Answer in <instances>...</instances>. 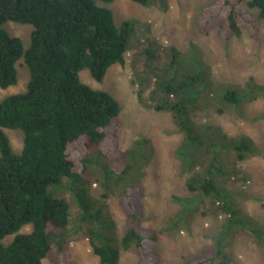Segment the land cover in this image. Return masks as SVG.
<instances>
[{
    "label": "trees",
    "instance_id": "16d2710c",
    "mask_svg": "<svg viewBox=\"0 0 264 264\" xmlns=\"http://www.w3.org/2000/svg\"><path fill=\"white\" fill-rule=\"evenodd\" d=\"M133 1L148 6L153 0ZM255 8L257 13L252 12ZM8 21L33 26L27 49L21 38L4 28ZM261 21L264 0H215L196 17L201 34L208 35L218 26L224 43L241 36L243 28L259 42ZM131 30L130 21L117 25L113 12L95 0H0V87L17 83L20 61L30 70L27 89L0 101V264H43L45 259L53 264H78L69 249L57 251L51 241L55 229L70 227L73 215L70 201L50 192L52 185L65 180L77 192L76 199L84 208V235L102 264H119L122 249L132 245L139 251L137 264H159L154 254L158 233L143 226L142 207L131 199L129 190L117 183L108 185L101 171L93 172L88 166L91 149L111 160L123 156L118 135L120 105L110 92L84 83L80 72L89 69L101 81L111 66L125 65ZM196 77L188 76L169 91L182 92L185 85L195 89ZM202 77L210 81L202 91V110L197 107L199 93L194 91L191 97L180 95L171 110L184 134L179 153L191 166L183 165L189 173L187 189L210 199L216 214H222V240L209 256L185 264H234L224 242L240 232L253 234L264 252V227H258L241 207L247 181L241 165L260 149L247 134L231 136L218 124L195 119L198 110L225 111L215 103L213 89L220 85L210 80L207 69ZM257 97L236 90L221 95L237 105ZM6 128L24 133L19 153L14 152ZM148 141L145 138L137 144ZM93 183L104 190L101 197L94 195ZM117 190L126 215L121 239L108 204L110 193ZM29 224L30 231H21ZM7 235L14 238L4 245L1 240Z\"/></svg>",
    "mask_w": 264,
    "mask_h": 264
},
{
    "label": "rangeland",
    "instance_id": "374dc122",
    "mask_svg": "<svg viewBox=\"0 0 264 264\" xmlns=\"http://www.w3.org/2000/svg\"><path fill=\"white\" fill-rule=\"evenodd\" d=\"M214 1L153 0L146 6L133 0H95L113 12L117 25L130 21L132 30L125 65L114 64L101 81L89 69L80 72L84 83L110 92L120 105L118 135L123 156L111 160L91 149L88 166L93 172L101 171L102 181L108 185L117 183V187L119 184L120 188L129 190L131 199L142 207L143 226L158 233L154 254L159 264H185L209 256L222 240V214H216L210 199H203L200 193L191 194L187 189L189 173L183 171V165H190L179 153L184 134L174 122L171 110L180 95L191 97L193 91L199 93L197 107L202 110L204 84L210 83L202 77L206 69L210 80L220 85L213 89L215 103L225 111L198 110L194 117L198 122L220 125L231 136L247 134L255 140L259 152L241 165L247 176L241 207L258 227H264V21L259 25V42L251 38L248 28H243L241 36L233 37L228 43L221 39L218 26L208 35L201 34L196 17ZM252 12L257 13L258 9ZM4 28L21 38L25 49L29 47L32 25L8 21ZM20 64L17 83L0 87V101L27 89L30 70L22 61ZM190 75L197 76L195 89L185 85L182 92L169 91V88L176 90ZM233 90L258 97L250 101L243 99L240 105L221 98L223 93ZM5 131L14 152L19 153L24 133L19 129ZM145 138L149 141L137 144ZM92 188L94 195L102 196L104 190L99 184L93 183ZM50 192L69 200L73 214L69 228L55 229L51 234L55 250L69 249L78 264H102L84 235V208L76 199L77 192L71 190L69 180L52 185ZM108 204L116 222V235L121 239L126 231V215L118 190L110 193ZM31 228L29 224L21 231L28 232ZM13 238L14 235H7L1 243L8 245ZM224 247L234 264H264L263 249L251 233H238L225 241ZM139 259V251L132 245L122 249L119 264H137ZM43 264L53 263L45 259Z\"/></svg>",
    "mask_w": 264,
    "mask_h": 264
}]
</instances>
